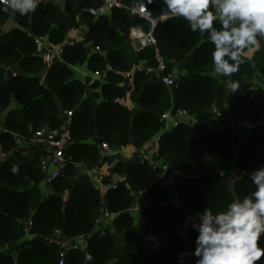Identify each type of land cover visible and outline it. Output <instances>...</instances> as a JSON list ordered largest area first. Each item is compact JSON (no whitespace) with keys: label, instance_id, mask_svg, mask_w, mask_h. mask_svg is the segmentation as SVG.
I'll return each instance as SVG.
<instances>
[{"label":"trees","instance_id":"trees-1","mask_svg":"<svg viewBox=\"0 0 264 264\" xmlns=\"http://www.w3.org/2000/svg\"><path fill=\"white\" fill-rule=\"evenodd\" d=\"M123 2L133 7L139 0ZM145 3L160 17L163 5L159 0ZM100 4L101 0H67L62 9L44 1L34 13L16 14L18 28L0 38V117L13 102L18 105L0 125L8 131L0 132V155H9L0 165V250L18 247L15 256L1 252L0 264H59L60 248L41 239L59 230L68 239L91 236L87 253L95 263H87L84 252L72 250L65 264H180L178 257L184 252L189 255L182 264H195L191 253L197 233L189 227L190 219L205 207L214 214L224 211L234 195L242 198L255 190L245 173L264 165V126L242 135L236 125L239 118L264 121V37H258L259 65L257 59H247L239 72L232 74L231 79L240 83L239 91L232 94L227 78L212 70L214 46L206 35L192 32L182 18L160 23L156 31L158 55L167 71H174V64L183 71L178 74L179 89L171 92L145 72L126 78L125 74L140 64L158 66L156 50L137 51L131 39L134 26L147 29L148 24L121 9L94 18L88 11ZM10 16V11L0 12V26ZM214 26L219 27V22L214 21ZM70 30H81L86 36L70 46L66 43ZM36 38L63 46L60 60L56 59L47 73ZM84 65L90 72H102L108 66L114 72L88 90L74 69ZM11 68H15L16 77L8 75ZM215 107L221 111L217 121L212 113ZM68 110L74 111L73 144L66 152L62 176L46 196L40 171L42 153L36 146H26L43 128L61 129ZM178 110H186L196 119L201 135L198 147L187 125L163 133V115ZM217 123L222 128L215 129ZM156 138L157 160L169 163L168 171L157 173L146 160L119 162L114 172H127V177L116 188L103 193L88 177L73 186L72 181L80 177V166L92 169L114 162L102 155L103 143L123 148L131 139L148 143ZM27 150L34 151L32 160L24 155ZM234 172L237 178L230 183L228 176ZM173 174L177 175L172 180ZM142 190L152 203L137 221L129 212L134 194ZM104 210L115 217L101 237L94 232ZM28 221H32L29 233L36 238L27 237ZM115 233L124 234L123 250Z\"/></svg>","mask_w":264,"mask_h":264},{"label":"clouds","instance_id":"clouds-1","mask_svg":"<svg viewBox=\"0 0 264 264\" xmlns=\"http://www.w3.org/2000/svg\"><path fill=\"white\" fill-rule=\"evenodd\" d=\"M161 21L182 18L194 33L206 35L214 46L212 70L226 79L232 94L240 83L231 79L247 63L248 53L260 48L258 37H264V0H159ZM0 12L13 15L34 13L41 0H2ZM154 0H147V4ZM144 10L145 0H139ZM133 11L136 8L133 7ZM219 22V27L214 26ZM16 169L13 168V171ZM254 191L242 198L234 195L226 210L213 213L205 207L192 220L197 233L194 240L195 264H256L264 257V165L245 173ZM186 233H182L185 235ZM151 239H155L152 237ZM189 253H181L180 264Z\"/></svg>","mask_w":264,"mask_h":264},{"label":"built area","instance_id":"built-area-1","mask_svg":"<svg viewBox=\"0 0 264 264\" xmlns=\"http://www.w3.org/2000/svg\"><path fill=\"white\" fill-rule=\"evenodd\" d=\"M45 0H41V3ZM146 4V3H145ZM0 6L4 7L2 0H0ZM133 7L136 8V11H133ZM126 5L123 0H101V4L98 7L92 8L88 11L90 15L94 18H99L102 16H108L114 9H121L128 11L132 17H137L143 19L147 22L148 28H144L142 25H136L131 30V39L134 43H140L142 45V50L147 48H154L157 53L156 61L158 63L157 67H148L145 64H140L136 66L132 71L127 72L126 78H131L132 74L135 72H145L147 75H150L151 78L162 81L171 92L177 91L179 89V75L175 71L169 72L167 71V66L165 61L159 57L157 50V38L156 31L160 25V23L167 22L161 21L159 17H155L151 11L148 9L147 5L144 10H141L139 7V3L135 6ZM11 13L12 11L9 10ZM217 22V21H215ZM70 46H74L76 41H67L66 42ZM37 52L44 59L46 64V73L49 68L54 64L55 60H60L62 54L63 46H56L51 44L47 38H36ZM76 69V68H74ZM76 72V71H75ZM109 72H114L111 67H107L105 71L102 72H90V74L82 80L83 85H85L88 90L93 88V86L98 82H104L107 79V74ZM16 73L13 72L9 74V76L16 77ZM212 113L215 116V120L217 121L221 117V111L218 108H213ZM65 115V124L59 130H49L47 128H43L37 131L34 136L30 139L27 144V148H32L36 146L40 148L42 153V158L40 160V171L43 177L42 188L46 191L47 196L50 195L49 191L52 187L53 183L62 176V172L64 167L66 166V152L68 148L73 144L72 137L70 134L72 120L74 116L73 110H68L64 112ZM162 121L165 124V128L163 129V133L169 130H172L179 125H187L193 131V140L198 147V141L200 140L201 135L199 134L197 121L195 118L190 115V113L186 110H178L176 112L169 111L165 113L162 117ZM5 122V121H4ZM1 125V124H0ZM264 126V121L259 122H251L249 120L238 119L237 121V129L241 132L242 135H248L255 130L260 129ZM65 128V129H63ZM222 126L217 123L215 129H220ZM0 132L8 131L0 126ZM156 147V158L151 162V166L155 172L160 171H168L170 165L166 161H158L159 154V138L155 140ZM110 147L108 144L103 143L101 145L102 152L109 150ZM1 158V155H0ZM87 175L93 179V175L91 171H87ZM238 173L234 172L228 176V180L230 183H234L237 178ZM96 183L99 186L104 187V179L100 177ZM116 188V185H113L112 188ZM108 189L106 192H108ZM134 212L142 215L145 209L151 206V200L146 197V191L142 190L136 192L134 194ZM115 216L110 214L107 210L103 211L102 217L98 220L95 234H99V236L103 237L106 235L107 231L110 228L108 224V220L113 219ZM192 221L190 222L189 227L192 229ZM27 227V235H31L29 230L32 227V221L26 222ZM147 237V236H146ZM182 238H185L186 235H182ZM33 238H36L34 236ZM90 237L80 236L75 239H68L64 236L61 230L56 231L51 236H46L43 239L49 245H56L60 248V260L59 264H65L66 258L68 254L72 251H81L86 254L87 263H95V259L92 255L87 253L89 246ZM1 252H6L4 250H0Z\"/></svg>","mask_w":264,"mask_h":264},{"label":"crops","instance_id":"crops-1","mask_svg":"<svg viewBox=\"0 0 264 264\" xmlns=\"http://www.w3.org/2000/svg\"><path fill=\"white\" fill-rule=\"evenodd\" d=\"M66 1L67 0H45L46 3H49V2L54 3L62 9H64V7L66 5ZM16 28H18V24L16 22L15 15H13V13H11V16H10V19L8 20V22L6 24H4L3 26H0V38L2 35L10 32L11 30L16 29ZM85 28H86V26L83 27L84 30H85ZM85 31L88 32L87 30H85ZM85 36H86V34L81 30H70L68 32L67 41H82L85 38ZM58 46H60V45H58ZM260 49H261V47L259 49H256V50L249 52L247 59H250L252 61L257 59V61H258ZM91 53H94V50H92ZM174 69H175L174 71L176 73H178L179 75L183 74V71H182L180 65L174 64ZM75 71H76L75 72L76 76L81 81L84 80L90 74V71L88 70L87 65H84L81 67H76ZM7 72L9 75V74L15 72V68L8 69ZM13 103H15V102H13ZM129 105L131 107H134L130 103H129ZM14 107H15V109H17L18 105L15 103ZM135 111L139 112L140 110L138 111V109H135ZM195 121H196V119H195ZM2 123H4V121H2V116H1L0 117V124H2ZM24 155L26 157H28L30 160H32L34 158V151L27 150L24 153ZM102 155L114 159V162L111 164L106 163L103 165H96L92 169H86V167L80 166L79 167L80 177L77 178L76 180L72 181V184L74 187L81 182L82 178H86V177H88L96 186L98 185V183H96V181L100 177H102L104 179V187L105 186L108 187L109 185H117L119 182H126L127 172H122L121 174L115 173L114 168H115L116 164L119 162L126 164L130 161L136 162L138 160H141V162H144L146 160V161H149V163L151 164V162L156 158L155 139L148 142V143H139V142H137L136 139H131V143L128 146L123 147V148H112L111 147L109 150L102 152ZM8 157H9V155L8 156L1 155L0 165ZM87 171L92 172L93 179L87 175ZM176 175L177 174L172 175V180L176 177ZM101 187H103V186H101ZM104 191H105V189H104ZM66 198H67V200H69L70 193L66 195ZM133 207H134V205H133ZM133 207L129 213L131 215H133V217L138 221L140 219L141 215L135 213ZM113 220H114V218L107 221L110 226L113 223ZM192 220L193 219H190V222ZM27 237L32 239L34 237V235H27ZM114 238H116V242H117L118 247L121 250H123L125 247L124 244L126 241L124 234H116L115 233ZM17 247H18V245L9 246L4 251H7L10 254H12L13 256H15L16 252H17Z\"/></svg>","mask_w":264,"mask_h":264},{"label":"water","instance_id":"water-1","mask_svg":"<svg viewBox=\"0 0 264 264\" xmlns=\"http://www.w3.org/2000/svg\"><path fill=\"white\" fill-rule=\"evenodd\" d=\"M85 30L89 31V29L86 27ZM134 47L137 51H142V45L140 43H135ZM44 73H46V70L44 71ZM15 103H12L10 105V107L3 113L2 115V121H5L7 119V117L9 116V114L15 110ZM65 129V128H63Z\"/></svg>","mask_w":264,"mask_h":264},{"label":"rangeland","instance_id":"rangeland-1","mask_svg":"<svg viewBox=\"0 0 264 264\" xmlns=\"http://www.w3.org/2000/svg\"><path fill=\"white\" fill-rule=\"evenodd\" d=\"M259 62H260V61H257V65H259ZM77 78H78V77H77ZM112 186H113V185H109L108 187H107V186L102 187L103 189H105V191H103V193H106V191H107L108 189L112 188ZM46 196H47V193H46Z\"/></svg>","mask_w":264,"mask_h":264}]
</instances>
